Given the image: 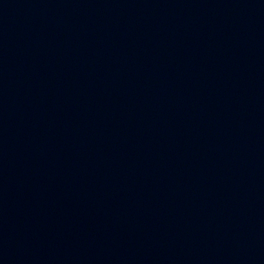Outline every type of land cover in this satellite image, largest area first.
<instances>
[{
  "label": "water",
  "instance_id": "95a60500",
  "mask_svg": "<svg viewBox=\"0 0 264 264\" xmlns=\"http://www.w3.org/2000/svg\"><path fill=\"white\" fill-rule=\"evenodd\" d=\"M0 264H264V0H0Z\"/></svg>",
  "mask_w": 264,
  "mask_h": 264
}]
</instances>
